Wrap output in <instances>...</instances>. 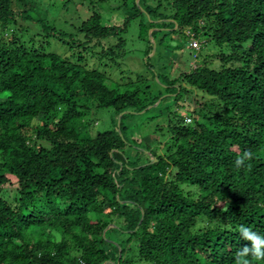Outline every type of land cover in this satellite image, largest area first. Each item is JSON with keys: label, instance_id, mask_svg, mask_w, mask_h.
Masks as SVG:
<instances>
[{"label": "trees", "instance_id": "obj_1", "mask_svg": "<svg viewBox=\"0 0 264 264\" xmlns=\"http://www.w3.org/2000/svg\"><path fill=\"white\" fill-rule=\"evenodd\" d=\"M144 2L214 48L164 97L150 85L120 92L83 56L48 49L46 38L67 33L30 1L0 0V264H236L252 247L241 226L264 239V0ZM27 22L43 37L26 40ZM81 30L95 46L121 29L94 11ZM123 42L100 58L114 60ZM177 81L198 91L184 112ZM165 97L178 107L156 116L168 134L156 153L124 129ZM92 106L115 110L113 129L89 132Z\"/></svg>", "mask_w": 264, "mask_h": 264}, {"label": "rangeland", "instance_id": "obj_2", "mask_svg": "<svg viewBox=\"0 0 264 264\" xmlns=\"http://www.w3.org/2000/svg\"><path fill=\"white\" fill-rule=\"evenodd\" d=\"M27 1H30L31 14L48 19L59 31L67 33L65 40L55 39L54 35L46 38L49 40L47 43L49 50L57 51L62 55L83 56L84 61L90 65L106 70L110 74L108 80L112 83L110 85L118 86L120 92L139 90L143 95V90L148 89L146 85H150L148 91L150 96L162 93L164 97L169 94L166 92V86L171 84L168 80L179 78L182 72L199 65L205 54L214 51V48L205 44L204 37H195L200 41L201 47L193 48L191 37L187 34L188 30H174L170 22L171 18H158L155 14L151 17L145 12L144 0ZM164 7L165 5L162 9ZM94 11L100 14L102 24L121 29L118 34L101 39V43L95 46L93 45L95 41L84 44L85 31H80L82 21L90 17ZM25 27L23 37L26 40L36 34L39 38L43 37L44 30H41L38 23L27 22ZM6 32L10 34V30ZM71 34L73 39L70 38ZM120 37L124 40L122 43L124 46L121 47L119 55L110 61L107 57L100 58L103 48L116 44ZM71 40L77 44L71 43ZM80 42L81 45H78ZM179 84L188 90L179 101L183 107L181 105L178 107L173 99L165 97L159 107L156 105L147 113L141 111L142 114L131 115L127 120L128 127L124 129L127 138L134 137L138 141H143L142 144L147 143V147L155 150L156 153H163L164 146L160 145L166 142L168 134L162 122L164 115L156 116L162 111L167 112V106H170V109L178 107L184 112L187 105L196 102V99L192 101V98L198 91L196 89L193 91L190 85L182 81H177L175 86ZM114 118L116 115L113 108L92 106L88 117L91 121L89 132L93 135L99 131L113 129ZM139 146L146 150L144 146ZM146 151L147 153L143 154L144 160L152 157L151 151Z\"/></svg>", "mask_w": 264, "mask_h": 264}, {"label": "clouds", "instance_id": "obj_3", "mask_svg": "<svg viewBox=\"0 0 264 264\" xmlns=\"http://www.w3.org/2000/svg\"><path fill=\"white\" fill-rule=\"evenodd\" d=\"M244 157L250 158V153H245ZM243 163V159H238L236 161L237 166ZM240 232L243 233V236L247 240L252 241V247L248 248L245 246L240 252L237 253L236 264H249V261L245 259L250 253L255 256L256 258H264V239H262L259 235L253 232L250 228H245L241 226Z\"/></svg>", "mask_w": 264, "mask_h": 264}, {"label": "water", "instance_id": "obj_4", "mask_svg": "<svg viewBox=\"0 0 264 264\" xmlns=\"http://www.w3.org/2000/svg\"><path fill=\"white\" fill-rule=\"evenodd\" d=\"M161 100H162V98H160V99H159L154 105H151V106L147 107L146 109H144L143 112L146 111L147 109H149V108L152 107V106H156V105H158L159 102H160ZM125 113H126V111H124L123 113H121V114L119 115V117H118V127H119V132H120V133H122L121 128H120V125H121V119H122L123 114H125ZM154 160H156V158H155ZM142 214H143V215H142V219H141L140 222H142V220H143V218H144V212H143ZM107 229H108V228H107ZM107 229H105V231H106ZM110 262H111L110 260H107V261H105L103 264H109Z\"/></svg>", "mask_w": 264, "mask_h": 264}, {"label": "built area", "instance_id": "obj_5", "mask_svg": "<svg viewBox=\"0 0 264 264\" xmlns=\"http://www.w3.org/2000/svg\"><path fill=\"white\" fill-rule=\"evenodd\" d=\"M191 45L193 48H196V49H200V47H201V43L198 40V38H195L194 33H191ZM186 120H187V122H191V118H187Z\"/></svg>", "mask_w": 264, "mask_h": 264}]
</instances>
